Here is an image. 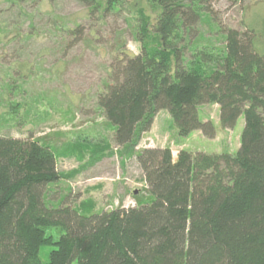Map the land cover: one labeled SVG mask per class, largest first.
Masks as SVG:
<instances>
[{
    "label": "trees",
    "instance_id": "16d2710c",
    "mask_svg": "<svg viewBox=\"0 0 264 264\" xmlns=\"http://www.w3.org/2000/svg\"><path fill=\"white\" fill-rule=\"evenodd\" d=\"M78 1L112 10L108 1ZM146 1L155 24L138 18L139 53L114 60L96 99L115 146L135 158L145 197L82 213L71 193L53 191L65 175L50 146L31 134L0 137V264H264V53L254 33L234 29L194 45L196 25L210 18L206 0ZM206 105L218 106L223 130L243 118L235 154L134 150L162 111L179 138L212 139L215 126L199 117Z\"/></svg>",
    "mask_w": 264,
    "mask_h": 264
},
{
    "label": "rangeland",
    "instance_id": "374dc122",
    "mask_svg": "<svg viewBox=\"0 0 264 264\" xmlns=\"http://www.w3.org/2000/svg\"><path fill=\"white\" fill-rule=\"evenodd\" d=\"M98 1L111 2L112 10L101 15L78 0H0V137L31 134L50 146L65 175L53 191L71 193L73 206L85 214L131 208L136 197H145L142 172L129 150L115 146L114 129L96 99L114 60L139 53L138 18H148L151 27L158 16L146 0ZM204 6L210 18L196 25L194 45L216 43L219 30L234 29L254 33L256 49L264 53V0H206ZM199 117L215 126L212 139L200 131L179 138L162 111L134 150L169 148L174 158L180 151L237 152L243 118L223 130L218 106H202ZM51 250L42 249V262Z\"/></svg>",
    "mask_w": 264,
    "mask_h": 264
}]
</instances>
